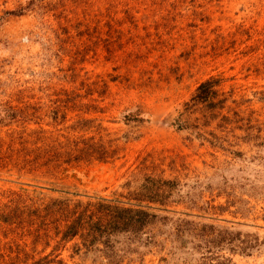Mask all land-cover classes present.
Instances as JSON below:
<instances>
[{"label": "rangeland", "instance_id": "rangeland-1", "mask_svg": "<svg viewBox=\"0 0 264 264\" xmlns=\"http://www.w3.org/2000/svg\"><path fill=\"white\" fill-rule=\"evenodd\" d=\"M135 195L143 232L62 239L75 202ZM177 217L233 246L181 247ZM43 257L264 264V0H0V264Z\"/></svg>", "mask_w": 264, "mask_h": 264}, {"label": "trees", "instance_id": "trees-1", "mask_svg": "<svg viewBox=\"0 0 264 264\" xmlns=\"http://www.w3.org/2000/svg\"><path fill=\"white\" fill-rule=\"evenodd\" d=\"M217 79L210 77L199 84L196 92L187 103L190 108L199 104L209 102L214 96L213 86L216 84ZM69 156L70 153L68 152ZM67 161H70V157ZM129 195V194H128ZM135 198L127 196V202L117 198L107 199L98 197L94 202H88L82 205L81 202H75L74 209L69 213L71 214L70 220L62 229V239H70L78 234L89 242H94L101 239L108 240L110 235L116 232H131L141 233L152 220L157 218V215L150 213L145 208H151L148 204H142L144 201H155L153 197L143 198V196L135 195ZM134 199L136 202L133 204L137 206H123L124 203ZM60 204H63L60 201ZM81 206H87L88 214ZM69 209L65 206L64 211ZM190 215V214H186ZM173 224L172 235L176 241L179 242L181 247H186L190 244L193 250L205 249V252H213L214 249H222L223 246L232 247L233 237L227 231L215 230L205 224H199L187 218L177 217L171 220ZM239 249L240 246H237ZM46 257L31 264H45ZM205 260L201 264H205ZM53 262V260L48 261ZM61 264L60 261H57Z\"/></svg>", "mask_w": 264, "mask_h": 264}]
</instances>
